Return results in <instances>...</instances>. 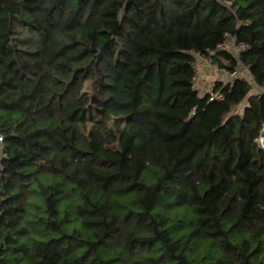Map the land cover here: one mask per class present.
<instances>
[{
  "label": "trees",
  "instance_id": "16d2710c",
  "mask_svg": "<svg viewBox=\"0 0 264 264\" xmlns=\"http://www.w3.org/2000/svg\"><path fill=\"white\" fill-rule=\"evenodd\" d=\"M263 127L264 0H0V264H264Z\"/></svg>",
  "mask_w": 264,
  "mask_h": 264
},
{
  "label": "rangeland",
  "instance_id": "374dc122",
  "mask_svg": "<svg viewBox=\"0 0 264 264\" xmlns=\"http://www.w3.org/2000/svg\"><path fill=\"white\" fill-rule=\"evenodd\" d=\"M205 57H201L200 55H197V62L196 66L200 67L202 71H205V66H204V60ZM213 67V73L209 71V74H207L206 78L204 80H201L198 82L200 87L202 89H205L202 91L204 93L210 86L213 85V82L216 80H223V77L225 75L226 77V72L219 67H217L216 64L212 63ZM242 74L247 75L246 68H243ZM197 83V82H196ZM205 83V84H203ZM143 179L147 184H152L157 180V171H159L157 168H149L143 170ZM158 211H162L165 213L169 218H170V224L169 227L172 228V235L173 237L178 236L179 234H184L187 231H189L192 219L194 218L193 212L191 209L187 206H178L174 208H167V209H159ZM207 249V246H203L201 248L200 254L205 252Z\"/></svg>",
  "mask_w": 264,
  "mask_h": 264
},
{
  "label": "built area",
  "instance_id": "2783aa9c",
  "mask_svg": "<svg viewBox=\"0 0 264 264\" xmlns=\"http://www.w3.org/2000/svg\"><path fill=\"white\" fill-rule=\"evenodd\" d=\"M219 47H221V48H225V47H227V48H229V49H232L233 51H234V53L239 57L240 56V53L243 51V50H245V48H246V45L242 42V43H237V41H236V39L235 38H231V40L230 41H228L227 43H226V45L225 46H219ZM212 53H214V51L212 52ZM207 66V67H209V66H212V62L210 61V59L208 58V59H205L204 60V66ZM195 67H196V69H197V71H196V75H195V77H194V83L196 84V86H197V88L202 92L203 90H205V89H202L201 87H200V85L198 84V82L200 81V79H201V69H200V67H197L196 65H195ZM243 68H246V71H247V77L249 78V79H252V76H251V73H250V70H249V68L247 67V66H244V64L242 65L241 64V66H240V68L238 69V70H236L235 72H233V73H229V78H228V80H232L233 78H235V77H240V76H242V75H245V74H242V69ZM227 80V81H228ZM197 82V83H196ZM205 92H213V85L212 86H210ZM204 92V93H205ZM216 96H220L219 94H216ZM256 145H257V147H258V149L259 150H262V149H264V127H263V129H262V132H261V136L256 140Z\"/></svg>",
  "mask_w": 264,
  "mask_h": 264
},
{
  "label": "crops",
  "instance_id": "0c3cea01",
  "mask_svg": "<svg viewBox=\"0 0 264 264\" xmlns=\"http://www.w3.org/2000/svg\"><path fill=\"white\" fill-rule=\"evenodd\" d=\"M209 71L213 73V67H212V66L207 67V66L205 65V71H202V70H201V75H202V76H201V80H204V78H206L207 74H209ZM225 72H226V77H225V75H224L222 81H226V80H228V78H229V73H228L227 71H225ZM246 76H247V75H246ZM203 84H205V83H203ZM205 85H206V84H205Z\"/></svg>",
  "mask_w": 264,
  "mask_h": 264
}]
</instances>
